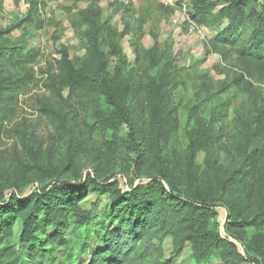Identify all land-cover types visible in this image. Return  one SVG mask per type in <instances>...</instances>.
Instances as JSON below:
<instances>
[{
    "label": "rangeland",
    "instance_id": "1",
    "mask_svg": "<svg viewBox=\"0 0 264 264\" xmlns=\"http://www.w3.org/2000/svg\"><path fill=\"white\" fill-rule=\"evenodd\" d=\"M114 1L129 0H38L36 4L4 0L0 31L20 47L39 48L42 56L30 66L33 80L14 92L8 111L0 110V202H8L12 195L27 198L52 183L78 185L89 175L107 186L117 182L126 192L168 169L188 195L200 196L214 207L213 227L246 256L244 242L236 240L242 229L235 232L231 225L244 219L258 221L259 226L244 228L243 234H264V163L253 161L250 173L241 180L236 175L250 153L264 146V61L241 58L213 42L226 21L211 27L195 25L189 0H130L129 12L111 5ZM211 1L217 10L230 2ZM91 9L100 11L110 26L127 32L120 41L128 63L125 78H133L131 85L155 72L168 75L170 84L156 117L144 103V94L128 101L144 157L140 165L129 127L104 129L81 89L69 91L60 83L57 62L86 55ZM141 28L145 48L151 49L155 38L158 41L149 58L136 60L133 39ZM151 57L157 67L145 63ZM116 65L117 59L110 57L111 76ZM51 75L56 77L59 95L49 87ZM13 78H18L14 72ZM192 150L197 153L193 160ZM225 176L237 182L223 192ZM74 210L67 219L68 245L47 246L45 264H89L91 252L99 246V224L111 214L109 197L90 190ZM84 217L89 223H83ZM79 219L84 225H78ZM14 228L12 242L18 250L22 226L16 223ZM53 231L51 227L49 233ZM162 249L173 264H197L190 243L174 252L173 238H167ZM202 264L226 263L212 258ZM258 264H264V258H258Z\"/></svg>",
    "mask_w": 264,
    "mask_h": 264
},
{
    "label": "trees",
    "instance_id": "2",
    "mask_svg": "<svg viewBox=\"0 0 264 264\" xmlns=\"http://www.w3.org/2000/svg\"><path fill=\"white\" fill-rule=\"evenodd\" d=\"M14 1L19 4L23 0ZM26 1L36 4L38 0ZM189 1L193 5L190 19L195 25L211 27L226 21L227 25L216 34L213 42L231 48L241 58L264 61V0H230L220 10L211 0ZM3 3L4 0H0V8ZM130 3L129 0L110 4L121 5L129 12ZM88 23L86 55L79 60L57 62L60 83L69 91L81 89L96 110L97 123L104 129L129 127V137L137 150L140 165L144 157L139 149L136 124L128 101L144 94V103L151 108V116L156 117L170 84L168 75L155 72L143 77L147 82L138 80L136 86L131 85L133 78H125L124 67L126 69L128 63L120 41L127 32L107 24L101 19L100 11L95 9H91ZM139 32L137 39L132 38L135 40L136 60L149 58L158 41L155 38V45L147 49L142 43V28ZM5 35L6 31H0V110L3 112L11 106L14 92L33 80L35 73L30 66L42 56L39 48L25 49ZM110 57L117 59L114 76L108 71ZM145 63L149 68L157 67L154 57ZM13 72L18 75L17 79L13 78ZM55 79V76H50L49 87L59 95ZM246 133L250 134L251 129L248 132L246 129ZM196 155L192 150V160ZM250 157L246 158L243 170L236 172L237 179L241 180L250 173L253 161L264 163V146L253 150ZM173 174L168 169L163 170L158 177L150 176L147 184L132 186L126 192L117 182L107 186L106 182L89 175L87 182L78 185L52 183L27 198L12 195L8 202H0V264H45L47 246H67L68 216L75 211L77 204L85 200L90 190L98 196L109 197L111 214L106 222L99 224L101 240L91 252L89 264H173L164 258L162 244L167 238H173L174 252L190 243L197 264L212 258H220L226 264H258V258H264V234H243L245 229L259 226L258 221L244 219L231 225L235 232L239 227L242 229L236 240L244 242L247 252L244 256L213 227L212 221L217 216L214 207L200 196L188 195L184 184ZM236 182L233 177L225 176L222 191L226 192ZM83 220L86 223L87 218ZM76 222L84 225L80 219ZM16 223L22 226L18 250L12 242ZM51 227L54 231L49 233Z\"/></svg>",
    "mask_w": 264,
    "mask_h": 264
}]
</instances>
